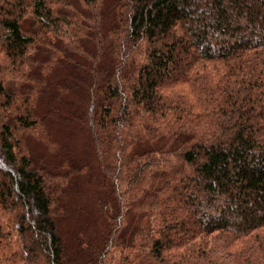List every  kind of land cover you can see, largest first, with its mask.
Masks as SVG:
<instances>
[{"label": "trees", "instance_id": "obj_1", "mask_svg": "<svg viewBox=\"0 0 264 264\" xmlns=\"http://www.w3.org/2000/svg\"><path fill=\"white\" fill-rule=\"evenodd\" d=\"M0 264H264V0H0Z\"/></svg>", "mask_w": 264, "mask_h": 264}, {"label": "rangeland", "instance_id": "obj_2", "mask_svg": "<svg viewBox=\"0 0 264 264\" xmlns=\"http://www.w3.org/2000/svg\"><path fill=\"white\" fill-rule=\"evenodd\" d=\"M194 54V53H192ZM51 135H53L54 138L56 137H61L62 136V132L60 129V126L58 124V122H53L51 124ZM35 147H40V145L36 142V141H32ZM192 224L190 223V227L192 228Z\"/></svg>", "mask_w": 264, "mask_h": 264}]
</instances>
